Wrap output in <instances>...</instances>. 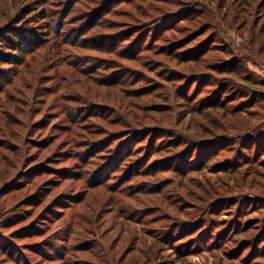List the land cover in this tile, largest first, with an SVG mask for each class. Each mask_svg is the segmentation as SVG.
<instances>
[{
    "label": "rangeland",
    "instance_id": "obj_1",
    "mask_svg": "<svg viewBox=\"0 0 264 264\" xmlns=\"http://www.w3.org/2000/svg\"><path fill=\"white\" fill-rule=\"evenodd\" d=\"M0 264H264V0H0Z\"/></svg>",
    "mask_w": 264,
    "mask_h": 264
},
{
    "label": "trees",
    "instance_id": "obj_2",
    "mask_svg": "<svg viewBox=\"0 0 264 264\" xmlns=\"http://www.w3.org/2000/svg\"><path fill=\"white\" fill-rule=\"evenodd\" d=\"M18 39V40H17ZM13 49L15 52H17V56L19 59L20 57H22L23 53L25 52V42H22L20 40V38H13ZM119 68H123L119 65H117ZM248 82V81H247ZM197 85H198V81H197ZM216 106H213L211 109H227L225 106H222V104L216 102ZM241 109H239L238 111H240ZM234 115H239V112H235Z\"/></svg>",
    "mask_w": 264,
    "mask_h": 264
}]
</instances>
